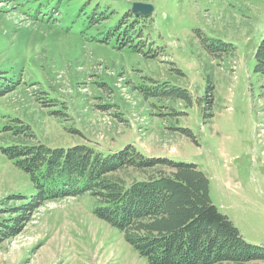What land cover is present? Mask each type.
<instances>
[{
    "label": "rangeland",
    "instance_id": "obj_1",
    "mask_svg": "<svg viewBox=\"0 0 264 264\" xmlns=\"http://www.w3.org/2000/svg\"><path fill=\"white\" fill-rule=\"evenodd\" d=\"M134 3L153 11L136 18ZM263 36L264 0H0V78L14 88L0 98V147L131 145L196 165L217 210L264 246ZM34 194L0 150V219ZM95 205L89 194L46 201L0 244V264H148Z\"/></svg>",
    "mask_w": 264,
    "mask_h": 264
},
{
    "label": "trees",
    "instance_id": "obj_2",
    "mask_svg": "<svg viewBox=\"0 0 264 264\" xmlns=\"http://www.w3.org/2000/svg\"><path fill=\"white\" fill-rule=\"evenodd\" d=\"M211 55L216 54L211 51ZM254 59V71L264 75V36ZM4 81L0 78V98L14 89ZM172 90L188 100L185 89ZM21 128V132L29 130ZM0 150L14 167L29 175L35 189L30 199L12 198L25 202L8 207V218L0 219V244L19 235L46 201L89 194L96 202L95 217L122 233L148 264L264 262V246L247 243L212 204L209 181L196 165L147 157L131 145L106 155L87 145L53 149L24 142ZM127 170L143 178L126 183L117 173Z\"/></svg>",
    "mask_w": 264,
    "mask_h": 264
},
{
    "label": "water",
    "instance_id": "obj_3",
    "mask_svg": "<svg viewBox=\"0 0 264 264\" xmlns=\"http://www.w3.org/2000/svg\"><path fill=\"white\" fill-rule=\"evenodd\" d=\"M132 13L136 18L140 16H146L153 11L152 6L143 3H134L131 8Z\"/></svg>",
    "mask_w": 264,
    "mask_h": 264
}]
</instances>
